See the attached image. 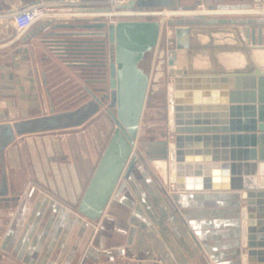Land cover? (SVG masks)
Masks as SVG:
<instances>
[{"label":"crops","instance_id":"obj_1","mask_svg":"<svg viewBox=\"0 0 264 264\" xmlns=\"http://www.w3.org/2000/svg\"><path fill=\"white\" fill-rule=\"evenodd\" d=\"M46 1L58 3L56 12L18 39L12 38L7 22H0V124L73 110L92 99L86 89L92 85L87 61L83 55L70 54L65 42L100 37L73 33L82 32L80 28L55 27L59 21L39 33L33 31L54 16L87 22L93 11L77 17L78 11L68 9L65 0ZM233 3L258 6L254 0L211 1L217 8ZM27 4L0 0L3 9ZM239 14L245 13L217 16ZM160 17L168 32V46L156 52L163 59L165 50L171 51L174 26L168 24L172 16ZM235 27L248 47L242 26ZM143 61L141 67L148 74ZM172 79L170 75L168 95ZM86 95L89 99L74 105ZM90 119L69 129L16 135L0 155V190L4 172L8 187L7 194L0 195V264H246L245 189L188 190L171 185L167 171L161 174L147 163L161 164L164 158L145 154L138 158L129 174L120 178L103 216L91 219L82 214L78 206L102 153H89L82 131L56 134L81 128ZM170 135L172 142L175 134ZM255 176L264 188V172Z\"/></svg>","mask_w":264,"mask_h":264},{"label":"water","instance_id":"obj_2","mask_svg":"<svg viewBox=\"0 0 264 264\" xmlns=\"http://www.w3.org/2000/svg\"><path fill=\"white\" fill-rule=\"evenodd\" d=\"M65 1L70 10H111L90 6L91 2L107 0ZM203 2L208 8H217L210 0ZM254 2L261 9L245 3L220 7L224 11L215 14L199 13L194 3L183 5L182 0H118L114 9L154 16L163 12L153 8L171 11L168 24L174 26L175 48L167 64L173 77L169 117L175 138L172 142L156 140L152 142L154 148L146 152L174 160L182 169L176 183L188 190L245 189L246 264H264V188L259 187L255 176L263 172L264 166V0ZM223 12L247 16H217ZM178 15L183 17L177 18ZM54 21H59L55 27L80 28L82 32L73 33L100 37L65 42L70 54L85 55L88 66L100 68V78L88 79L100 86H87L92 99L76 109L0 124V155L3 156L16 135L69 129L83 124L104 107L115 128L78 206L85 216L98 219L103 216L122 175H128L136 160L143 158L135 147L150 77L141 62L157 46L162 24L151 18L111 24L91 18L72 23L53 17L35 28L33 34ZM236 25L242 26L248 47ZM210 162L215 163L210 176L202 178V165ZM194 163L200 167L194 170L195 178H188L185 171L191 172ZM6 180L4 172L0 195L8 192Z\"/></svg>","mask_w":264,"mask_h":264},{"label":"rangeland","instance_id":"obj_3","mask_svg":"<svg viewBox=\"0 0 264 264\" xmlns=\"http://www.w3.org/2000/svg\"><path fill=\"white\" fill-rule=\"evenodd\" d=\"M212 1V0H210ZM193 3V0H192ZM243 3H233L229 4V6H239ZM246 14H239L236 17H246ZM212 17H216L213 15ZM174 18V17H173ZM134 19V18H133ZM149 19V18H147ZM151 19H157L164 21L160 15L152 16ZM162 24V23H161ZM166 24V23H165ZM162 24V31L159 38V42L157 46L150 52H148L145 56L143 64H147L146 70L149 71L150 77V84L147 93V98L145 102V107L143 110V115L141 119L138 139H137V146L135 147L136 150H139L145 157L149 158V154L146 152L147 150L153 149L152 142L160 139H169L171 136L172 129L170 127V103H169V95H168V83L169 76L168 75V64L166 61V57H169L172 50L175 48L174 42L172 39L169 40V46L171 51L167 52L165 50V56L163 59H159V55L156 54L157 50L161 47L168 46L167 45V29L166 25ZM159 53V52H158ZM156 54V55H155ZM163 60V61H162ZM162 64V70H159L160 62ZM145 64V65H146ZM160 73V75H158ZM90 78V77H88ZM172 82V80H171ZM94 82H91V84ZM171 85V83H170ZM94 86H98L95 82L94 85H89L90 88ZM85 92H82L84 94ZM89 95V92L87 91ZM79 101L76 102L74 105H78L79 102H83L86 99H89V96L79 97ZM115 128V123L110 118V116L106 113L105 108L91 118L83 127L78 129H71L57 132V136H71L75 133L78 134L82 131L83 135L87 138V145L89 153L93 155H101L103 153L109 139L112 136V133ZM152 157V156H151ZM153 160L155 158H152ZM149 166L152 169L160 172L161 174H165L167 171L168 174V181L171 185L178 186L176 182L172 180V161L165 159L162 163H156L154 161H147ZM263 179V178H262ZM258 180V178H257ZM264 185V182H261Z\"/></svg>","mask_w":264,"mask_h":264},{"label":"built area","instance_id":"obj_4","mask_svg":"<svg viewBox=\"0 0 264 264\" xmlns=\"http://www.w3.org/2000/svg\"><path fill=\"white\" fill-rule=\"evenodd\" d=\"M117 1L118 0H107L105 2H95L96 4H90V6H95L98 8L107 7L111 9L110 11H95V13L90 16V18L93 20L99 19V20H104L111 24H117L121 20L133 19V18L147 19L154 16L148 14L147 12L134 14L131 11L116 10L114 9V7ZM197 1L198 0H193V3L195 4V10L199 13L201 12L206 14H215L217 12L219 13L221 11H224V10H220L219 8H213V9L208 8V6L203 2V0H200V3H196ZM58 7L59 5L56 2L37 0L25 6L14 8L12 9L13 11L11 12H8L9 9L2 8L0 9V22H7L11 30L12 38L18 39L22 37L28 30H30L35 24L39 23L42 20H46V18L50 17L54 12H56ZM83 11L85 10L78 11L77 17L88 16L85 14L87 12H83ZM161 11L163 12L162 15L166 16L167 11L170 10L161 9ZM48 26L50 25H47L44 29H46Z\"/></svg>","mask_w":264,"mask_h":264},{"label":"bare ground","instance_id":"obj_5","mask_svg":"<svg viewBox=\"0 0 264 264\" xmlns=\"http://www.w3.org/2000/svg\"><path fill=\"white\" fill-rule=\"evenodd\" d=\"M256 8H258V6ZM259 9H261V8H259ZM83 12H92V11H83ZM170 12L171 11H167L166 16H168V15L169 16H172V13H170ZM80 13H82V12H80ZM94 13H95V11L92 12V14H94ZM172 82H173V79H172ZM170 110H171V108H170ZM171 164H172V172H171L172 173V175H171L172 177L171 178H172L173 182H176L177 175L179 174V172L182 171V169H180L179 165L176 164L174 160H172V163ZM199 167H200L199 165H194L193 168H192V170H191V172L189 170L188 171H185V174L184 175L186 177H188V178H191L192 176L195 178L196 177V174L194 175V170L195 169H198ZM202 167H203V174H201V177L204 178L206 176H210V171H211L212 165H210L209 163H205L204 165H202ZM262 168H263L262 170L264 172V166ZM218 177L221 178V176H218ZM218 177H216V178H218ZM262 182H264V177L262 179ZM245 195H246V193H245ZM245 218H246V221H248L246 211H245Z\"/></svg>","mask_w":264,"mask_h":264},{"label":"flooded vegetation","instance_id":"obj_6","mask_svg":"<svg viewBox=\"0 0 264 264\" xmlns=\"http://www.w3.org/2000/svg\"><path fill=\"white\" fill-rule=\"evenodd\" d=\"M88 77H90L89 79H98L100 78L102 75H100V68L98 66H88ZM98 86H100L99 83H97ZM96 87V86H94Z\"/></svg>","mask_w":264,"mask_h":264},{"label":"trees","instance_id":"obj_7","mask_svg":"<svg viewBox=\"0 0 264 264\" xmlns=\"http://www.w3.org/2000/svg\"><path fill=\"white\" fill-rule=\"evenodd\" d=\"M82 30H83V29H82ZM73 55H78V54H74V53H73ZM83 56L85 57V55H83ZM80 57H82V56H80ZM94 83H95V82H94ZM94 83H92V84L94 85ZM109 225H110V224H109ZM109 227H110V226H109Z\"/></svg>","mask_w":264,"mask_h":264}]
</instances>
